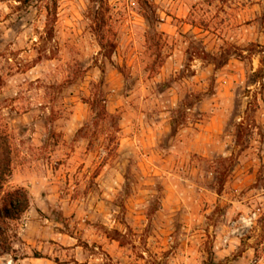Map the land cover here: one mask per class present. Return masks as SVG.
<instances>
[{"label":"rangeland","instance_id":"obj_1","mask_svg":"<svg viewBox=\"0 0 264 264\" xmlns=\"http://www.w3.org/2000/svg\"><path fill=\"white\" fill-rule=\"evenodd\" d=\"M0 129V264H264V0H0Z\"/></svg>","mask_w":264,"mask_h":264},{"label":"trees","instance_id":"obj_2","mask_svg":"<svg viewBox=\"0 0 264 264\" xmlns=\"http://www.w3.org/2000/svg\"><path fill=\"white\" fill-rule=\"evenodd\" d=\"M94 1L97 2L102 9L105 0ZM47 12L48 15L55 16V5H53L52 8H47ZM89 16L93 23L95 34L99 37V46L101 50L104 51L105 49H108V51H113L115 43L104 39V35L102 34V29L105 25V17L102 10H93L89 13ZM96 105L97 104H95L94 101L91 102V107L95 108ZM102 112H105L103 105ZM11 164L12 146L7 133L0 129V250L5 252L11 250L8 236L9 220L20 218V216L27 211L30 204V198L26 188L17 186L8 190L4 189L5 182L11 174Z\"/></svg>","mask_w":264,"mask_h":264},{"label":"crops","instance_id":"obj_3","mask_svg":"<svg viewBox=\"0 0 264 264\" xmlns=\"http://www.w3.org/2000/svg\"><path fill=\"white\" fill-rule=\"evenodd\" d=\"M39 209H40V211H43L42 207L39 204H37L34 200H31V202L29 204V208L21 216V218L19 220L25 219V220H30L31 223H39V220L37 219V217L39 215V212H38ZM68 238L69 239L55 238V240H57L60 243H65L68 247H71L69 249H66L65 251L68 252L69 257H72L71 253H73V251H74V248H72V247L75 246V239L72 237H68ZM38 250H40V247L38 248ZM58 253H59L58 251H55V250L53 251L51 249L47 254L49 257L32 256V257H24L23 259L29 261V264H57L55 262V260L53 259V257L59 255ZM74 259L76 260V258H74ZM72 262L73 261H71V263Z\"/></svg>","mask_w":264,"mask_h":264}]
</instances>
